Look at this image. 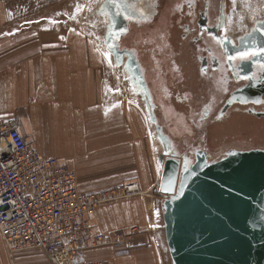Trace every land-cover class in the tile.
<instances>
[{
  "label": "crops",
  "instance_id": "1",
  "mask_svg": "<svg viewBox=\"0 0 264 264\" xmlns=\"http://www.w3.org/2000/svg\"><path fill=\"white\" fill-rule=\"evenodd\" d=\"M42 8V0H0V30L26 22L29 26L17 28L39 29ZM26 41L29 38H0V117L16 120L30 148L75 170L82 194L130 182L140 183L147 194L101 206L93 219L97 230L112 233L138 227L139 232L127 245L90 250L78 260L173 264L149 212L155 207L163 167L160 155L157 159L154 154L159 140L152 135L142 107L106 92V54L70 50L63 54L60 42ZM158 196L157 211L163 203ZM0 264L50 262L41 250L12 254L0 232Z\"/></svg>",
  "mask_w": 264,
  "mask_h": 264
},
{
  "label": "flooded vegetation",
  "instance_id": "2",
  "mask_svg": "<svg viewBox=\"0 0 264 264\" xmlns=\"http://www.w3.org/2000/svg\"><path fill=\"white\" fill-rule=\"evenodd\" d=\"M125 3L103 6L107 43L132 71L163 154L193 162L240 150L223 148L231 140L264 143V14L232 29L230 0H156L148 16Z\"/></svg>",
  "mask_w": 264,
  "mask_h": 264
},
{
  "label": "water",
  "instance_id": "3",
  "mask_svg": "<svg viewBox=\"0 0 264 264\" xmlns=\"http://www.w3.org/2000/svg\"><path fill=\"white\" fill-rule=\"evenodd\" d=\"M159 161L173 264H264V149Z\"/></svg>",
  "mask_w": 264,
  "mask_h": 264
},
{
  "label": "built area",
  "instance_id": "4",
  "mask_svg": "<svg viewBox=\"0 0 264 264\" xmlns=\"http://www.w3.org/2000/svg\"><path fill=\"white\" fill-rule=\"evenodd\" d=\"M144 194L138 182L82 194L75 170L30 148L16 120L0 117V232L12 254L41 250L50 264H107L78 259L90 250L127 245L139 228L97 230L98 209Z\"/></svg>",
  "mask_w": 264,
  "mask_h": 264
},
{
  "label": "rangeland",
  "instance_id": "5",
  "mask_svg": "<svg viewBox=\"0 0 264 264\" xmlns=\"http://www.w3.org/2000/svg\"><path fill=\"white\" fill-rule=\"evenodd\" d=\"M125 1V5L121 4L122 6L138 8L146 16L150 14L151 10L154 11V7H157L156 0ZM42 2L43 8L40 12L41 26H39V29L25 30L26 32H24V30L17 28L18 26L20 28L29 26L28 22L15 26L11 25V27L7 26V28H5L6 30H0V38L5 37L7 39L16 40L18 38L26 37L30 40L26 42H60V47H58V49L59 53L63 54L66 53L63 51L68 50L72 51L71 53L86 55L100 54V52L106 54L108 58V74L106 82L104 84L106 92L109 95L118 97L122 101L129 102L132 105H140L143 112L145 113V118L150 130L152 131V135L156 138L159 134L158 130L155 128V126H153L151 117L146 112L147 108L142 104L141 96L137 94L138 89L134 82L132 71L130 70V68H127L125 64L120 63L119 59L114 56V49L107 43L112 20L109 13L103 7L106 0H42ZM116 2L120 3L121 0H116ZM128 3H130V5H127ZM121 5L120 8H122ZM252 8L254 9L253 11ZM229 9L230 13H232L233 15V24L231 25V28L234 29L235 24L239 25L242 22L246 21V16L250 14H256L255 12H262V14H264V0H230ZM234 16L235 18H233ZM62 42L66 44L70 42L71 44L69 49L63 48L64 43ZM74 44L75 48H73ZM95 48L98 51L94 52ZM10 50L12 49L10 48ZM187 61H189L191 67L195 62L192 57L187 58ZM211 144L213 147H216L215 139L212 138ZM164 147V144L160 141H157V143L155 144L154 154H156L155 156L157 159L160 154H163ZM230 147H235L240 150L247 151L254 147L263 148L264 143H255L254 141L251 142L249 140L247 143L239 142L238 140H231L227 142L225 146H223V148L226 149ZM166 155H169V153H167ZM158 189L159 187L157 188L156 193H158ZM142 191L143 193H145L142 196H147L146 191H144L143 189ZM158 195L159 193L155 194V207H149V212L154 223L157 224L156 226L158 227V230H160L161 243L164 248H166L167 243L163 210L159 206L158 211L156 209L157 201L160 199ZM160 196L161 199H164L161 194ZM155 216L157 217L156 219Z\"/></svg>",
  "mask_w": 264,
  "mask_h": 264
},
{
  "label": "snow or ice",
  "instance_id": "6",
  "mask_svg": "<svg viewBox=\"0 0 264 264\" xmlns=\"http://www.w3.org/2000/svg\"><path fill=\"white\" fill-rule=\"evenodd\" d=\"M109 2L113 3L115 6L119 7V5L116 3V0H109ZM252 55H255L256 53H251ZM249 53L245 52V53H241V58H245L246 56H248ZM185 171H187V168L185 169ZM183 184L181 185V189L183 190ZM181 190V193H179L178 195H182L183 191Z\"/></svg>",
  "mask_w": 264,
  "mask_h": 264
},
{
  "label": "bare ground",
  "instance_id": "7",
  "mask_svg": "<svg viewBox=\"0 0 264 264\" xmlns=\"http://www.w3.org/2000/svg\"><path fill=\"white\" fill-rule=\"evenodd\" d=\"M163 172V171H162ZM161 177H162V175H161ZM160 182H161V180H160ZM159 186H160V183H159ZM163 210V209H162ZM164 213V212H163ZM164 215V214H163ZM163 219H164V217H163ZM166 235V234H165Z\"/></svg>",
  "mask_w": 264,
  "mask_h": 264
}]
</instances>
